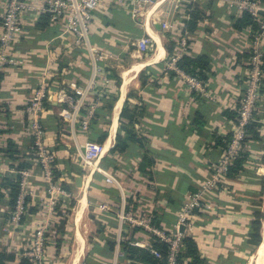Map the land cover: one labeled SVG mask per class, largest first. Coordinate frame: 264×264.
I'll return each instance as SVG.
<instances>
[{"label": "crops", "instance_id": "crops-1", "mask_svg": "<svg viewBox=\"0 0 264 264\" xmlns=\"http://www.w3.org/2000/svg\"><path fill=\"white\" fill-rule=\"evenodd\" d=\"M173 1L157 0L148 11L136 16L121 3L102 0L84 44L50 20L43 29L37 27L44 14L41 0H32L34 8L22 15L14 45L19 62L4 69L0 87V252L17 256L6 264H19L20 252L31 246L34 231L45 225L51 227L39 264H129L123 242L147 247L154 239L153 233L122 215H152L160 227L174 231L185 200L210 177L224 153L220 140L234 128L235 121L228 112L237 107L245 88L251 30L234 28L240 13L227 4L228 0H180L177 5ZM191 2L199 3L201 9V19L193 32L185 29L191 11L186 3ZM6 5L7 0H0V23ZM161 21L171 22L173 28L163 29ZM143 35L151 37L152 53L145 58L138 56L140 59L124 68L122 57L137 56L131 45H137ZM180 36L188 38L190 55L209 57L211 72L204 92L190 89L185 75L172 76V70L166 67L168 47L173 49L171 57ZM158 50L161 55L152 61ZM40 88L49 95L40 121L55 154L53 181L58 192L53 196H59L57 209L67 207L60 213L55 208L54 216L48 209L49 202L55 201L48 191L53 183L43 177L26 112ZM81 91L87 93L85 106L76 121L67 120L65 111H74ZM65 94L75 101L62 100ZM115 97L109 110L106 105ZM126 101L139 113L135 127L144 137L146 148L131 143L123 153L110 152ZM259 102L261 115L264 93ZM91 104L94 113L89 129L84 131L81 120ZM105 130L108 135L102 143L103 156L107 155L110 163L99 166L98 161L92 167L93 173L82 176L86 171L84 144L98 142ZM146 149L154 158L152 178L138 168ZM252 164L248 162L246 170L235 177L227 175L210 193L213 197L207 198L211 207L196 211L193 229L185 230L196 238L206 264L230 260L231 254L241 258L242 248L250 245L253 212L258 209L252 202H260L261 190L257 177L261 173L248 172L253 170L249 166ZM23 171L27 172L28 210H35L27 211L17 224L12 221L11 186L6 179L18 174L23 179ZM105 172L112 174L116 182L108 183ZM76 189L82 192L79 199L72 194ZM222 190L217 197L216 192ZM210 209L213 219L212 214H205ZM66 212L62 234L56 231Z\"/></svg>", "mask_w": 264, "mask_h": 264}, {"label": "built area", "instance_id": "built-area-1", "mask_svg": "<svg viewBox=\"0 0 264 264\" xmlns=\"http://www.w3.org/2000/svg\"><path fill=\"white\" fill-rule=\"evenodd\" d=\"M118 2L128 7L132 13L138 16L141 12L148 11L149 7H153L157 0H109ZM185 1V0H182ZM192 1V0H191ZM196 1V0H193ZM41 10L49 15L51 23H58L65 27L67 33L76 38L79 44H84L89 36L93 26L95 11L101 6L102 0H41ZM263 3L260 0H230L231 6L235 5L239 13L248 11L251 13L260 28L256 31L250 30L254 35L252 44V53L249 55V66L247 69L246 88L240 99L239 119L234 122L232 137L226 151H224L218 164L214 165L213 173L210 177L200 184V188L191 193L185 200L181 212L179 213L175 230L169 231L160 229L152 224L153 216L150 215L146 221L139 220L130 214H123L122 218L129 219L131 223L142 226L145 230L158 235L161 240L166 242L169 247V253L166 257V264H177V255L182 247L183 238L186 234L185 230L193 229V217L197 210L201 211L211 207L209 202L204 201V195L210 194L218 185L222 183L227 176L229 166L235 160L239 150L243 146V142L247 136L246 125L253 120L254 112L259 107L258 102L262 97L261 85H263L264 72L262 69L264 57V9L260 7ZM34 8L32 0H7L5 13L0 23V87L2 72L7 66L15 65L19 62L15 55L14 45L17 41L18 34L21 30V17L24 13ZM161 27L165 30L173 28L171 22L161 21ZM153 46L150 36L143 35L137 41V47L142 52H146ZM189 51V41L186 36H180L177 43L176 52L169 58L166 63L168 69H174L177 73L185 75L187 84L190 89L198 92H204V83L198 78L185 74L181 69L177 68L176 61ZM82 97L75 105L74 111H65L64 117L70 121H76L79 110L85 106L86 92H80ZM49 98L44 88H40L35 92L34 97L27 106L26 112L28 117L29 129L33 137V147L42 166L44 176L51 180L53 177V166L55 163V154L47 144V133L40 121V114L45 108L46 99ZM62 100L74 102L73 96L65 94ZM94 105L88 108L87 116L81 120V126L84 131L90 127L91 118L94 113ZM105 145L96 141H87L84 144L82 159L84 166H90L104 154ZM26 171L22 172L24 176L21 183V191L17 199L16 208L13 211V220L19 224L22 215L26 212L25 198L28 195L26 189ZM108 182H116L115 177L106 173ZM51 213L55 210V201H51ZM182 227L184 230H181ZM49 232L48 226H40L35 230L31 246L27 254L42 261L45 254V242L47 240L46 233ZM158 258L163 255L153 250Z\"/></svg>", "mask_w": 264, "mask_h": 264}, {"label": "trees", "instance_id": "trees-1", "mask_svg": "<svg viewBox=\"0 0 264 264\" xmlns=\"http://www.w3.org/2000/svg\"><path fill=\"white\" fill-rule=\"evenodd\" d=\"M261 2H264V0H260ZM188 9L191 8V11H189L190 17L185 21V29L188 31H195L198 26V22L201 19V9L200 4L197 2H191L186 3ZM49 15L47 13H44L41 17V19L37 23V27L40 29H43L47 25H49ZM235 29L242 30L247 27H250L252 30L256 31L260 28V24L257 22V20L254 18V16L249 13L248 11H243L240 13L238 17L235 18L234 24ZM173 49L171 47H168L169 57L172 54ZM168 57V58H169ZM168 58L166 61H168ZM177 68L181 69L185 74L194 76L201 80L204 84L207 83L209 79V74L211 72V65L210 60L207 55L199 54L196 56L190 55L189 52L185 53L180 59L176 61ZM262 69L264 72V57H263V64ZM171 75L177 74L176 70L171 69ZM142 76V74H141ZM261 93H264V79H263V85H261ZM116 100L115 98L110 99V102L107 103V108L109 110L113 109V104ZM260 103V102H259ZM241 104L238 103L237 107L235 109H231L228 112V115L230 118H232L234 121L237 122L239 119V110H240ZM138 109V108H137ZM138 111H136V107L133 109L129 107L128 101L125 102L124 107L122 109V112L120 114V127L119 132L116 136L115 144L110 149V152H119L123 153L125 152L131 143H137L142 148H146V141L144 137H141L137 134V129L135 127V124L138 120ZM246 129V138L243 142L242 148L239 150L235 160L233 163L229 166L227 175L230 177H235L242 172H244L246 169V164L250 162V145H252L253 142L256 141H264V110L263 113L260 115L257 111L254 112L253 120H251L245 127ZM108 135V131H103V134L100 136L98 142L103 143ZM232 133L226 136V139L220 140V143L223 147V150L226 151L228 144L231 140ZM264 150V146H263ZM261 164H264V155L261 158ZM154 164V158L152 157L149 150L146 149L144 156L142 160L139 163V171L147 176L152 178L153 172L151 171L150 167ZM21 179L22 177L20 174H18L14 179L8 178L6 181L11 186V202H12V209L13 211L16 208L17 199L21 191ZM264 194V187H262L260 192V198L262 199ZM29 201V196L27 195L25 198V205H26V212H34L35 209L30 208L28 210L27 203ZM72 204H74V201H72ZM25 212V213H26ZM199 213V210H197ZM25 213L21 217V222L25 218ZM66 214L64 213L63 218L61 219V222L59 226L57 227V231L59 233L64 234V226L66 223ZM264 219V213L260 209H256L253 212V220L251 222L250 232H249V238H248V244L250 245H260L263 241L262 237V220ZM152 224L160 229H163L158 225V221L152 220ZM138 227L136 226L135 229ZM48 233H46V237ZM154 242L148 245L147 247H140L135 244L129 243V242H123L125 252L127 253V259L131 260L129 264H166V257L169 253V247L166 242L161 240V238L153 234ZM47 243L45 242V245ZM114 244H111L110 248L113 249ZM46 248V246H45ZM28 249L22 250L20 252L19 257V264H39L40 261L36 259L35 257H32L27 254ZM153 250L159 251L163 258H158ZM17 256L16 253L2 251L0 252V264H6L7 261H14L16 260ZM207 259L204 257L200 251L198 242L196 238L193 235L186 234L183 238V244L182 247L177 255V264H206Z\"/></svg>", "mask_w": 264, "mask_h": 264}, {"label": "rangeland", "instance_id": "rangeland-1", "mask_svg": "<svg viewBox=\"0 0 264 264\" xmlns=\"http://www.w3.org/2000/svg\"><path fill=\"white\" fill-rule=\"evenodd\" d=\"M186 2H188V0H185ZM229 1L230 0H228L227 1V4L230 6V7H232L233 9H235V10H237L238 11V9L235 7V5H233V6H231L230 4H229ZM178 3H180V0H174L173 1V4H175V5H177ZM260 7L262 8V9H264V2L263 3H261L260 4ZM250 33H251V41H250V48H249V52H248V55H251V53H252V51H253V49H252V44H253V38H254V35L252 34V32L250 31ZM131 49L133 50V52H134V54H136L137 56H134L133 58H130L129 56L127 57V56H123L122 57V60L121 61H123V66H124V68H127V67H129L130 66V64L135 60V59H140V58H137L138 56L139 57H146L147 55H149V54H151L152 53V46L149 48V50L148 51H146V52H143L142 53V51L141 50H139L138 49V47H137V45H135V44H133V45H131ZM249 57V56H248ZM118 60H120V59H118ZM113 63V62H112ZM248 66H249V58L248 59H246V69H248ZM246 78H247V73H246ZM245 88H246V83H245V86H244ZM245 88H244V90H245ZM244 92V91H243ZM243 94V93H242ZM115 96V95H114ZM113 96V97H114ZM262 98V97H261ZM260 103L258 102V105H259ZM259 107H257V109H258ZM259 110V109H258ZM97 142V141H96ZM254 143V144H253ZM252 143V146H250L251 148H249L250 150H251V152L253 153V154H250V156H251V158H250V160L249 161H251L253 164L252 165H249L250 167H253V170H248V172H250V173H253V172H258L259 171V173H261L260 175L258 174L257 175V177H260V179H259V182H258V185L261 187V189H262V187H264V164H261L262 162H261V158L263 157V155H264V150H263V146H264V141H262V142H260V143H255V142H253ZM39 161V160H38ZM99 161V162H98ZM96 160L95 162H94V164H97V162H98V164L97 165H107L108 163H110V161H109V158H107V155H102L100 158H99V160ZM40 163V162H39ZM219 163V162H218ZM218 163H216V164H218ZM83 164H84V162H83ZM92 165V167L93 166H95V165ZM215 164V165H216ZM41 165V164H40ZM97 165H96V167H97ZM85 168H86V171H83V174H82V176L83 175H86V176H88V175H90L91 173H93L94 171V169H92V167L90 166V168H88V166H84ZM55 168H56V165H55V163H54V166H53V177H52V179L51 180H49V179H47L45 176H44V174H43V177L45 178V179H47L48 181H51L52 183H53V185H49V192L52 194V197L53 198H51V199H54L55 201H56V204H55V208L57 209V206H58V204H57V201H58V199H59V196H56V197H54L53 196V194H55L56 192H58L56 189H55V187H56V185L54 184V171H55ZM211 173H213V169L211 170ZM249 175H251V174H249ZM250 177H252V176H250ZM107 181V180H106ZM251 181V180H250ZM108 182V181H107ZM108 183H110V182H108ZM27 188V187H26ZM30 191V190H29ZM223 191L224 190H222V191H220V192H216V194L218 195L217 197H219V195H222V193H223ZM214 192V191H213ZM260 192H261V190H260ZM260 192H259V197H260ZM72 194L76 197V198H80V196L82 195V192H80V190L79 189H76V192H72ZM214 194V193H213ZM213 194H210L209 196H208V194L206 195H204V201H207V198H210L211 196L213 197ZM255 206H257V208L258 209H260L261 211H263V213H264V194H263V197H262V199L260 198V202L258 203H255V202H252ZM51 207V201L49 202V204H48V209ZM56 209L55 210H53L52 211V213H50V214H52V216H54V213H55V211H56ZM67 209V207L65 208V206L64 207H62V208H58L57 209V212H62V211H64V210H66ZM51 211V210H50ZM213 213V211H211V209H210V212L209 213H205V214H212ZM13 215V214H12ZM150 215H148V216H143V217H139V220H141V219H143V221H146V219H148V217H149ZM52 218V217H51ZM214 218V215L212 214V215H210V219H213ZM53 219V218H52ZM12 221L13 222H15L14 220H13V218H12ZM16 223V222H15ZM48 227H51V226H49V225H47ZM263 226H264V219L262 220V229H263ZM176 228H175V226H174V230H175ZM34 233H35V231H34ZM48 233V232H47ZM34 235V234H33ZM264 235V234H263ZM263 235H262V237H263ZM32 239H33V237H32ZM259 246L260 245H257V246H255V245H247L246 246V248H242V250H243V256H241V258H239L238 256H232L233 254H231V255H229V259L230 260H226V261H221V259H217L216 260V264H254L255 263V260H257V258H258V256H259V251H258V248H259ZM122 252V251H121ZM120 252V253H121Z\"/></svg>", "mask_w": 264, "mask_h": 264}, {"label": "bare ground", "instance_id": "bare-ground-1", "mask_svg": "<svg viewBox=\"0 0 264 264\" xmlns=\"http://www.w3.org/2000/svg\"><path fill=\"white\" fill-rule=\"evenodd\" d=\"M157 38H159V37H157ZM159 52H158V54L155 56V58H151V60L152 61H154V60H156L160 55H161V50H158ZM138 65V64H137ZM141 66V65H140ZM136 67V66H135ZM139 67V66H138ZM136 69V68H135ZM138 70V69H137ZM134 70H132V72H133ZM84 198H82L81 200H83ZM80 200V201H81ZM79 217V216H78ZM80 219V218H79ZM78 219V220H79ZM262 232H263V234H264V226H263V229H262ZM258 251H259V256H258V258H257V260H255V263L254 264H264V241H262V243H261V245H260V247H259V249H258Z\"/></svg>", "mask_w": 264, "mask_h": 264}, {"label": "water", "instance_id": "water-1", "mask_svg": "<svg viewBox=\"0 0 264 264\" xmlns=\"http://www.w3.org/2000/svg\"><path fill=\"white\" fill-rule=\"evenodd\" d=\"M81 178H82V177H79V179H78V183H79V184H81Z\"/></svg>", "mask_w": 264, "mask_h": 264}]
</instances>
